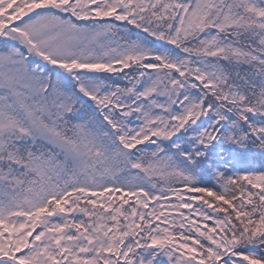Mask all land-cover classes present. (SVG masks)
<instances>
[{"label":"snow or ice","instance_id":"6c2138e0","mask_svg":"<svg viewBox=\"0 0 264 264\" xmlns=\"http://www.w3.org/2000/svg\"><path fill=\"white\" fill-rule=\"evenodd\" d=\"M0 264H264V0H0Z\"/></svg>","mask_w":264,"mask_h":264}]
</instances>
